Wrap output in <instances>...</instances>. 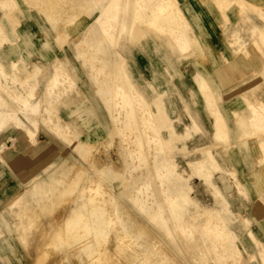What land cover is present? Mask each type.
<instances>
[{
	"label": "rangeland",
	"instance_id": "obj_1",
	"mask_svg": "<svg viewBox=\"0 0 264 264\" xmlns=\"http://www.w3.org/2000/svg\"><path fill=\"white\" fill-rule=\"evenodd\" d=\"M2 1H4V2H2ZM6 1H8V2H6ZM36 1L39 3L38 5H37ZM67 1L68 0H35V3H33L34 0H32V1L31 0L30 1L29 0H26V1H24V0H12V1L1 0L0 4H2V5H0V35H1L0 36V41H1V43H0V61L5 64L4 68L7 71L6 75L8 77L6 76L3 78L4 84H5L4 86L6 87L5 88L6 94H4L5 93L4 90H0V93L7 100H9L11 103H13L15 100L13 101V99L11 100L9 98L10 96H7V95H9V94H7V91H8V93L10 91L11 94L15 95V93L17 91H19V93L23 92V91L26 92L29 90V87L31 88V86H32L35 89L34 92H36V96H40L41 100H43L41 102L44 104H47L48 102H46L47 99L45 97V88H44L46 86V79L51 74L53 68H55V66L58 64L59 67H57L58 68L57 72H55V71H53V72L58 73V71H61L62 69L66 70L65 78L69 79V81L71 82V85L67 90L60 89V88H56L53 90L54 91L53 93H59L60 91H66L67 94L64 97H60L59 99H57L54 102L48 103V107H50L49 109L52 110V111L50 110V115L52 117H55L54 118L55 120L57 118L58 123H61V124L63 123L62 122L63 118H65L64 120H66V117H68V122L71 124V117L73 116V114H76V117L78 115H79V117H81V115H83V117H85V116H87L88 112H90V115H93V112L95 111L94 103H89V104H87V103H76L73 114H72L73 110L71 108V103H67L71 97V94H72L71 90L75 84L73 72H72V70L74 69L75 66L73 65V63L71 61H69L71 54L74 52L76 57H78L84 63L85 66H88V65L92 66V69H93L92 74L93 75H91V77H92L94 84H96L98 96H99L100 100L103 102V103H101V105L105 109L106 118L108 121L107 124L108 125H109V123L111 124L110 127L108 126L110 131L105 132L101 128V129H99L100 131H98V130H97L98 132L96 131L97 134L95 135V137L93 136L94 138L92 137V139L89 138V141H88L87 136H84V133L87 130V127H86V125H84L82 123V119L79 120V122H77L76 127L74 128L76 131L75 135H73V130H72L71 125H67V129L65 131L66 135H64V136L62 135L64 137V139H66V140L63 139V141L65 142V144L69 143L67 145L70 148L69 149L70 151L73 149L77 153H79V158L77 156V159H75V161H74V165H73L74 168L71 167V162H72L71 158L67 159V163H66V158H64L63 162H61V161L58 162V171L57 172H55L54 174L52 173L48 177V179L40 178L37 181H35L33 184H31V186L28 188V190L25 194V196L32 197L30 202H25L26 200L23 201L24 198H22V199L18 198L17 200H19V203L18 202L9 203V204L7 203L4 206V208H2V210H8V214L7 215L0 214V225L2 228L1 230H3L4 227H6L7 225H12V228H15V229H17L18 232H21V235H17L13 240V243L17 245L16 253L13 252L12 250H10L9 252L6 250V252L3 253L5 258H6L5 264H92V261H94L96 258L98 261L100 258V261H99L100 263H98V261H97L98 264H116V263L117 264H143V263L144 264H159V263L160 264L161 263L162 264H228V263L234 264V262H235V264H264V259H263L264 258V252L262 253V250L264 249V243L261 242V240L256 239V237H254V235L251 232H250L251 233L250 236L253 235V237L252 236L251 237H252V239L254 238L253 240H255V246L257 248L258 257L254 254L248 253L246 250L243 249V247L238 245V242H239L238 241V234H237V232L234 231L233 228L234 227L239 228L240 229L239 232L241 233L243 230L248 229L250 227V225L252 224V221L250 220V218H244L242 220L241 218H239V216L237 214L234 213L233 210H232V213L229 214V217H223V220H224V222H226L228 228H230V231H231L230 233L232 234V240H234V241H232V247H230V248L232 250H236V248H239V250H241L240 251L241 252L240 259H237V260L234 259L235 261L234 260L230 261L229 258L227 257L228 256V253H227L228 250L226 248L224 249V247L227 246V244H226L227 241L229 239L231 240V238H230L231 235H230V233L227 234V232L224 233L221 230L222 227L220 228V230H218L216 238L212 236L213 240L216 239V242L214 244L215 246L212 244L213 242L210 241L211 235L207 234L208 231L204 228V225L206 223V215H207L205 210H206V208H210V207L212 209H216V210L218 209L219 210L220 207L222 205H224L223 198L221 196H223L225 200L227 199L229 185L233 184V182L231 183L227 180H229L230 178L232 180L237 179L236 172L231 171L232 173L231 172L228 173V171L226 170V168L224 166V162L219 160L220 169H215L211 172L210 182H208V181H206L204 176L198 175V174H196L197 171L190 169L188 164H186L187 160H189L190 158L199 157L201 155L202 149H208L209 148L213 153L216 154V156H218L219 158H222V156H220L222 154H220L221 152H220L219 148H215V147L212 148L213 146H206V145L205 146L203 145L202 147L196 146L195 147L196 149L194 150V152L191 153V151L188 150L187 141L190 140L195 134H197L201 131V129L195 123V121L191 117V115L188 114L190 123L188 125H186L187 127H190V129L187 130L188 134H187V132H185L186 126L184 128V132L178 133L174 128V125L172 123L173 122L172 118L169 117V115L165 109V105L163 104L164 103L163 96L165 93L160 92V94L155 97V99L151 102V103H154L152 105L155 106V109L154 110L151 109L150 103H148L145 100V98L140 93H138L136 91V89H134L130 80L128 78H126L125 73H124L125 58L122 56L121 52L118 49H116V50L112 49L116 45L118 46L120 44V39L122 37L128 36V37H130V39H132L133 36L135 37V35H136V31H135L136 30V23L140 21V19H141L140 17L142 16L143 19L141 20V22L142 21L144 22L145 18L146 19L148 18L149 21H146V22L149 25L160 26V24H161V26L159 28H157L158 26L157 27L155 26V31H157L158 33H163V36L165 35V37L170 32L171 33L176 32L175 36H174V40H176L175 43H177V45H175L176 46L175 52L176 53H183L186 43H185L183 49L178 48V46L180 44H178L176 38L178 37L177 33L179 34V31H181L183 29L185 30V22H184L183 18L178 19L179 11L177 10L176 5H174V6H172L173 4L163 5L164 0H147L149 3L146 0H143L142 1L143 4L142 3L140 4V6H142V5L143 6L138 7V10H137L133 4V0L130 3L128 1V3H126L125 11H122V13H121V17L123 14H124L123 16H126V18L122 17L124 20L122 30H124V29L125 30L122 31L123 34H121L120 37H118V36L114 37V35H113L112 37H114V38H112L111 35H107L104 31V28L99 26V24L95 21L96 20L95 18H96V15L98 14L99 8L101 7V5L106 0H100V1L99 0H84V1L83 0H69L68 2ZM85 2H87V4ZM146 2H147V6L148 5H150V6L146 7V4H145ZM151 2H152V4H150ZM5 3H6V5H5ZM170 3H174V1L172 0ZM50 5H52V6H50ZM94 5H95V7H94ZM169 5H170V7H169ZM6 6H7V8H6ZM38 6H41V7L38 8ZM151 6L155 7V8L153 9ZM164 6H166V7L164 8ZM171 6L174 8H172ZM48 7H50L51 9ZM76 7H78V8H76ZM3 8H6V9H3ZM75 8H76V10H75ZM157 8L160 10V12H164L166 14H168V11H169L170 17L169 18L165 17L164 19L162 17V19L158 18V22L154 21L150 16H151V12ZM30 9H35V10H30ZM95 9L97 10V13H94ZM135 9L137 10V12L140 13L141 16L139 15V13H137L135 11ZM48 10H49V12H48ZM81 11L82 12L84 11V12L82 13ZM133 11H135V13ZM148 11H151V12H148ZM171 11H172V13H171ZM45 13H47V14H45ZM49 13L50 14L52 13L51 14L52 19L49 16ZM173 13H175V14H173ZM53 14H54V16L57 17L56 19L53 16ZM69 14H70V16H69ZM171 14L173 17L171 16ZM85 15H87V16H85ZM147 15H148V17H147ZM90 16H94V18H93L94 22H92L91 25H87V23L85 24V26L83 27L84 32L82 34V38H81L80 42L87 44L86 40H87L88 34L90 31H92L94 38L101 37L100 45L98 44V46L95 47L96 53L97 54L100 53L102 55L104 53H106V54L109 53L110 56L113 57V58H110L108 60L101 58L102 59L101 60L97 56L96 59H97V61L100 62V64H99L100 68L98 66H94V64H91V62H89L87 60L86 56H87L89 48L85 44L84 45L86 46V48L88 50L82 46L83 44H81V47H83L84 49L80 47L79 43H76V45L74 47V51L72 53L68 54L71 51V48H68L70 46V43L68 41L71 39V36H72L71 26H69V25H72L73 22H77V21H80L83 19H87ZM136 16H137V18H136ZM8 17H10V18H8ZM122 18H120V21L122 20ZM173 18L175 19V21ZM53 19H55L56 21ZM137 19H139V20H137ZM49 20L54 21V23L50 22ZM171 20L173 22H170ZM132 21H134L135 24H132L133 23ZM165 21H167V22L169 21L168 24ZM128 22H129V24H128ZM179 22H181V23H179ZM5 23L7 25H5ZM172 23H174V24H172ZM131 24L134 26H132ZM169 24L175 30H173L172 28L170 29ZM175 24L177 25V27ZM58 25H60V26L58 27ZM61 25H63V26L61 27ZM172 25H174L175 27ZM183 25H184V27H183ZM168 26H169V28H167ZM1 28H3V29H1ZM69 28H70V30H68ZM97 28H99V29H97ZM177 28H180V29H177ZM167 29H169L171 31H169ZM176 29L179 31L177 32ZM80 30H81V28L76 27L75 35H73V36H75L77 38L79 36V34H81V32H82ZM184 30L181 32L185 33ZM29 31L31 33H29ZM101 31H102V33H101ZM162 31H164V32H162ZM173 31H175V32H173ZM171 33H170V35H171ZM26 34H27V36L32 35L34 37L43 36L46 39H53L54 36L55 37L57 36L55 43H57L60 48L62 47V49L60 51L61 53H59L60 56L58 57L56 55L50 59L42 60L45 57V55L40 53V51H36L38 58L36 57L35 61H33L31 63L28 62L27 58L29 55H25V53H24L25 51L22 48L25 46V44L22 43V41H21V39L23 41L25 40ZM84 37H85V39H84ZM185 37H186V35H185ZM108 39L111 41H109ZM2 40L4 42H2ZM168 40H169V38H168ZM255 47L259 51H261L263 46L262 45H255ZM66 48H68L67 51H65ZM85 49L87 51H84ZM113 51H114V55H113ZM244 53H245V55H247L246 52H244ZM78 54H81V57L78 56ZM24 55L26 57H23ZM68 56H69V58H68ZM117 59L121 60L120 63H122V60L124 59L123 63L120 64L119 60L117 61ZM11 60H13L15 62V66H14L15 69L9 68V64L7 62H9ZM94 63H95V61H94ZM111 63H113V64H111ZM107 67H110L112 70H114V77H113L114 80H112L113 81L112 86H114V88L116 87V85H121L125 91H128V92L134 91L136 93V94L134 93L135 97L131 103H134V107L137 105L136 106L137 111H136V107H135V111L137 113L139 110V113H137V114H140V115L137 116V114H136V117L134 118L135 119L134 123L138 124L139 128L141 129L143 139H145L144 140V150H142V152L140 150H138V151H140L139 154L135 153V150H134L135 148L139 149L138 143H135L136 142V141H134L135 139H133V138H132V140L130 139L131 138L130 136L133 137L134 135H132V134H134V133H132L131 130L120 131V129L118 128L119 125L117 124V123L120 124V122L119 121L116 122L112 118L113 111L111 109V107H112L111 104L113 105L114 101L112 100L113 93L112 92L110 93L109 90L111 89L110 91H113L114 88H111L112 86L108 87L106 85V81H105L104 76L106 74L105 70ZM97 68H99V69H97ZM33 69H35V70H33ZM94 69L96 70V73L94 72ZM121 69H123V70H121ZM97 71H98V74H97ZM55 73H53V74H55ZM101 73H103V74H101ZM100 74H101V76H100ZM196 74L199 75L200 79L202 77L200 76L199 73L195 72L194 79H195V82L197 84V90L199 91V93L203 94L206 91V89H204V88H207L208 90L203 95L207 94L206 96L211 97L209 95L210 94L209 93V87L205 84H201L199 82L200 79L198 78V80H197ZM25 79H27V80H25ZM32 79H34V80H32ZM96 79H98V81ZM102 79H104V80H102ZM11 80L12 81L15 80L17 82L20 81L19 84L21 87H18V89L11 88V90H9L10 89L9 86L12 84ZM126 80L129 83H126ZM102 81L104 82V84L102 83ZM96 82H98V83H96ZM98 85H100V86H98ZM201 89H203L204 91L202 90L203 91L202 92ZM12 91H14V92H12ZM100 91L102 93H100ZM254 91H256L257 94L261 95V93H258V88L255 89ZM107 92H109V93H107ZM76 95L79 96V94L77 93V88H76ZM158 96H159V98H158ZM193 96H194V94H193ZM206 96H203V98L206 100L205 102L210 105L209 110L211 109V111L213 113L211 111L209 113L211 114L212 118L215 119V115H214L215 111H214V108L212 109V104L214 105V103H213L214 100L213 99L211 100V98L206 97ZM108 98H110V99L108 100ZM208 98L211 101H209ZM138 99H139L140 103L138 102ZM107 100L110 101L111 103H109ZM134 100H136V101H134ZM16 103H17L16 101H15V103H13V104H15L14 108H16L15 110H16L17 114L22 119H24L20 110H18V105H16ZM51 103H53V104H51ZM254 103H256V106H254L252 104L253 106L251 105V108L252 107L257 108L258 106H264L261 99H260V101H258V99H256V101ZM141 105H142V107H141ZM139 107L142 109H140ZM146 108H148V109L145 110ZM108 109H109V111H108ZM252 111H253V108H252ZM145 112H147V113L145 114ZM149 114L151 117L153 116L152 118L150 117L151 119L149 118ZM36 115L39 117V114H36ZM55 115H57L58 117ZM143 117H144V119L147 118L148 121L144 120ZM140 119H142L143 122H140L141 121ZM163 119H164V121H163ZM214 119H213V125H214ZM60 120H62V121H60ZM124 120H126V118ZM124 120L121 122L125 123ZM150 121H151V123H150ZM154 121L156 123H154ZM66 123L67 122H65L63 124L66 125ZM46 124L47 123L46 122L44 123L43 120H41L39 125L37 124L38 126L36 129V136H37L38 131L40 130V127H46L50 131H53V127H51V124L48 123L47 124L48 126ZM146 124L147 125L149 124V125L147 126ZM160 124H161V126H160ZM157 125H158V127H157ZM100 126H102V125H100ZM152 126H154V127H152ZM249 127H251V129H252L251 130L252 133H250V135H249L250 137H252L251 140L254 141L258 147L262 148L264 146V138H263V136H264V117L260 116V118H256V116L254 115L252 123L249 124ZM148 128H150V129H148ZM152 129H153V131H152ZM156 129H159L158 133L154 132V130H156ZM169 129H171V130H169ZM145 130H147V131H145ZM15 131H18V130L17 129H8V130L2 132L0 134V136L4 133L9 134V133L15 132ZM148 131H149V133H148ZM173 131L176 132L175 133L176 136L172 134ZM189 132L191 133V135ZM144 133L148 134V135H145ZM169 134H171V135H169ZM213 134H214L213 135L214 140L217 141L220 146H222L225 140H221V139H223V136L217 135L214 132V126H213ZM82 135L85 138H81V139L79 138L80 140L77 141L78 137L79 136L81 137ZM151 135H153V136L155 135V136L152 137ZM188 135H189V137H188ZM9 136H11V134ZM253 136L255 138H253ZM67 139H71V141L69 140L70 141L69 142ZM159 139H161V140H159ZM217 139L218 140L220 139V141H218ZM146 141H148V142H146ZM133 142L135 145L132 144ZM29 143H32V142H29ZM33 143H35V142H33ZM160 143H162V144L168 143V144H170V146L167 144V146H166L167 148H166L164 146L166 144H163V146H162ZM129 146H131V147H129ZM168 146L170 149L168 148ZM151 147H152V149H151ZM66 148L67 147L65 145V149ZM3 149H4V144L0 143V150L2 151ZM125 151L129 156L126 155ZM159 151H160V154H162V151H163L162 156L164 155L163 156L164 159H167L168 162H169V159L172 161L171 162L172 165L169 162L170 167H172L174 164V167L178 172H180L182 175L188 177V184H189V187L191 188L189 190V195L196 202V205H194V204L186 205L182 210V214H183L184 220L189 225H192L191 229H192V233L194 234L191 237L192 239L189 237V235H190L189 232H188L189 235L187 236L186 233H183L182 231L177 229V224L179 223V218L177 216L178 210H176L173 207L172 203L170 205V203H169L170 200L168 199L169 191H167V190H169L168 187H170V185L167 183V181L164 178L162 179L161 175L159 176L160 172H159L158 168H156V169L154 168V167H158V165L155 164L156 159H157L155 156L156 155L155 153H159ZM67 152L68 151L65 150V154ZM132 152L136 155H134ZM199 152H200V154H199ZM180 153H183L186 156L189 155V157L185 161L186 163H184L183 155ZM142 154H144L145 158L143 157ZM131 155L134 157V159H133V157H131ZM150 155H152V156L150 157ZM129 157L132 159H130ZM139 159H140V161H139ZM131 160H133L135 162H133V164H132ZM261 161L262 162L264 161L263 156L261 158ZM147 168H148V170H147ZM127 169H129L130 173L128 172ZM130 170H134V171H130ZM190 171H192L191 175H190ZM131 172L134 174H132ZM157 172H158V174H157ZM57 173H59V174H57ZM197 173H199V171ZM61 174H63V175H61ZM144 174H146V175H144ZM136 175H137V177H136ZM132 176H134V177H132ZM145 178H147V179L145 180ZM214 178H219L218 184H216L214 182ZM195 179L199 184H201L203 186V189H200L199 184L197 182H195ZM127 180L130 182V184H128ZM151 180H153V181H151ZM98 181H100L99 183H100L101 187L99 186ZM169 181H170L171 185L174 183V180L171 181L169 179ZM138 185H139V187H138ZM212 186L216 187L218 189V192L221 195L219 193L216 194L213 191ZM98 187H99V189H98ZM137 187H138V189H137ZM102 188H104V191H108V192L113 191L112 194L114 193L113 196H114L115 200L114 199L111 200L108 197L107 193H102V194L96 193L97 190L102 191L103 190ZM152 188H154V189H152ZM135 190L136 191L139 190V193H137ZM154 190H155V192H154ZM241 190L242 189L239 188V191H241ZM104 191H102V192H104ZM150 191L153 192V194ZM204 191H206L208 193V197H209V199H207L209 201L208 203L206 202V199L203 196ZM136 193H137V197L135 195ZM148 193H149V195H148ZM89 194H90V196H89ZM106 194H107V196H106ZM138 194L140 197L138 196ZM98 195L100 198L98 197ZM104 195H105V197L103 200ZM243 195H245V194H243ZM22 196H23V194L20 195V197H22ZM141 196H143V197H141ZM94 197L96 198V200L94 199ZM98 198H99V200L101 199L99 202L97 200ZM164 199H165V201H164ZM91 200H93V201H91ZM153 200H154V202H153ZM156 200L158 202L159 201L160 202L155 204ZM114 201H115V203H114ZM167 201H169V202L167 203ZM221 202H223V203H221ZM99 203L101 204V207L105 205L104 207L107 206V208H104V211H100V212L99 211H93V210L99 209V207H100L98 205ZM116 203H117V206H120V208H121L120 210L122 212L120 211V213L121 214L123 213L122 216L121 215L117 216V214H114V212L112 211L113 210L112 208L114 206H116ZM92 204H94L96 206H93ZM166 204H168V206H166ZM156 205H158V206L162 205V207H161L163 210L162 216L166 217V219H167L166 223L168 224L173 235L175 236L174 237V239L176 240L175 242L172 240H169L168 237H166V235H167L166 232L163 229L161 230V227L158 226L160 223L159 222L160 219L155 217L156 215L153 214L154 212L153 213L150 212V210H152L154 207L157 208ZM111 206H112V208H111ZM1 207H3V205H1ZM230 208H231V206H230ZM185 209H186V211H185ZM75 210H82V214L79 215V217H75L76 216ZM170 210H172V211L174 210V212H172V211L170 212ZM90 212L94 213L95 217L99 218V219L95 218L93 220H95V221L103 220L106 222V224H108V226L110 224V226L108 227L110 235L108 234L106 242H100V243L97 242L96 243L95 236H94V228H92L90 230V233L87 234L86 240L91 239L90 240L91 243H93V245L96 247V250H97V252L95 250V253L97 255H95V253H94L91 257H89V255L87 256L84 253H82L80 251L79 245L76 243L77 240L75 239V235L76 236L79 235L78 234L79 232H81L82 234H85L86 232L85 231L83 232L84 229L81 226H80V228H74L71 230L66 229V224L69 220L74 221V219H75L76 221H79L82 224L85 223V221H87V220H89V222H92L91 221L92 217H91ZM169 212H170V214H168ZM198 215H199V217H198ZM173 216H174V219H176V220L173 219ZM103 217H104V219H103ZM152 218H154V219H152ZM232 220H233V222H232ZM175 221H177V222H175ZM61 223H62L63 227H62ZM245 223L246 224L248 223V225L246 226ZM123 225H125L126 227H124ZM197 225L199 227H197ZM127 227H129L128 230H127ZM159 227H160V229H159ZM172 227L174 229H171ZM59 229H61V230H59ZM1 230H0V259H2V249L8 240L5 232H1ZM113 230L114 231L116 230L115 231L116 233ZM77 231H79V232L77 233ZM126 231H127V233H126ZM119 232H120V234H119ZM133 232L135 233V235L139 236L138 237V238H140V240L138 241L139 243L141 242V243L146 244V243H149L151 241L150 243L152 246L151 245H150L151 247L142 246L141 243L139 244L138 242H137L138 245L135 244L134 243L135 238L133 237L135 235ZM115 234H117V235L115 236ZM129 234H130V236H128ZM206 235H208V236H206ZM221 235H223V236H221ZM221 239H223V240H221ZM124 241H125V243L123 244ZM120 242L122 245L120 244ZM219 242H220V244H219ZM51 243H53V244H51ZM208 243H209V246L211 245V247L208 246ZM139 245H140V247H139ZM159 246H160V248H159ZM71 247H73V248H71ZM134 247H135L136 251H135ZM222 249H224V250H222ZM158 250L159 251L164 250V251L163 252L161 251V253H159ZM204 251L208 255V258H207V255H205ZM211 252L214 253V255ZM158 254H159V256H160V254H164V257H163V255H161L159 257L160 258L159 261H158V256H157ZM224 254L226 255V257ZM261 254H263V255L261 256ZM16 255H18L19 257H16ZM221 255H223V256H221ZM247 256L250 258L248 259ZM253 256H254V258H252ZM150 257H151V259H150ZM162 257H163L164 261H161ZM168 257H169V259H168ZM221 257H223V258H221ZM156 258L158 261L157 263H155ZM217 259H219V260H217ZM95 264H96V262H95Z\"/></svg>",
	"mask_w": 264,
	"mask_h": 264
},
{
	"label": "crops",
	"instance_id": "obj_2",
	"mask_svg": "<svg viewBox=\"0 0 264 264\" xmlns=\"http://www.w3.org/2000/svg\"><path fill=\"white\" fill-rule=\"evenodd\" d=\"M128 1L130 3L132 0H120V4H126ZM174 3L185 22L187 41L183 53L175 52L176 43H173L175 33H171L173 37L168 33L165 37L162 33L155 31L157 25L140 21L136 23L135 37L133 36L132 39L128 36L122 37L120 44L114 49H118L125 58L126 78L150 103L151 109H155L152 105L154 103H151L155 97L160 92L165 93L163 104L177 132H184L185 126L190 123L188 114L194 119L201 131L187 141L188 150L193 153L196 146L203 145L219 148L222 154L219 155L223 159L214 153L216 160L224 162L228 173L236 172L237 179L227 180L233 182L229 185L227 201L239 218L242 220L250 218L252 224L241 233L239 228L233 229L238 234V245L258 257L257 248L249 232L264 243V161H261L260 147L249 136L252 133L249 124L254 118L251 105L256 104L254 103L256 99L258 101L261 99L264 104V0H175ZM94 13H97L96 9ZM93 18L94 16H90L72 23V36L68 41L70 43L68 48H71V51L68 54L74 51L76 43L83 44L84 47L88 45L87 60L94 66H99L97 56L106 60L111 58L108 52L103 55L96 53L95 47L100 44L101 37L94 38L93 32L90 31L87 45L80 43L84 32L83 27L86 23L91 25ZM76 27L81 28L80 31H82L77 38L73 36ZM56 39L57 36L46 39L43 36L34 37L26 34L25 40L21 39V41L25 44L22 47L25 55H29L28 62L31 63L36 57L38 58L36 51L45 55L42 60L56 55L59 57L62 47L55 43ZM256 43L263 46L261 51L255 47ZM25 55L23 57H26ZM69 61L75 66L72 70L75 84L67 102L71 103L72 114L76 103H94L95 111L93 115L88 112L85 117L83 115L76 117V114H73L71 124L68 122V117L60 121L71 125L75 135L74 128L82 119V123L87 127L84 136H87L89 141V138L95 137L101 128L105 132L110 131L111 124H107L105 109L101 105L103 102L98 96L96 84L90 75L93 72L92 66H85L74 52ZM105 71L106 85L112 86L114 70L107 67ZM94 72L96 73L95 69ZM195 72L200 74L209 87L211 99L214 100L215 108L217 107L216 110L226 127L227 132H225L228 134H222L225 140L222 146L213 138V118L208 113L210 105L197 90L194 80ZM76 88L79 96L76 95ZM257 88L261 95L257 94V90L254 91ZM84 136H79L77 141L85 138ZM0 143L4 144V149L0 150V214L2 215L8 214V210H2L7 203H19L18 198H24L23 201L30 202L32 197L25 196L28 188L38 179H48L52 173L57 172L59 161L63 162L66 158L67 163V159L71 158V167L74 168V161L77 156L79 158V153L73 149L70 151L68 145L46 127H40L35 143H27L19 131L2 134ZM65 145L68 149H65ZM65 150L68 151L66 154ZM180 154L183 155L184 163H186L189 155ZM195 182H197L196 179ZM214 182L218 184L219 178H214ZM199 187L203 189L201 184ZM239 188L242 190L239 191ZM22 194L23 196L20 197ZM203 196L208 203L209 197L206 191L203 192ZM75 213V217H79V213ZM69 221L66 229L80 228V223L75 219L76 227H71ZM1 232H5L8 239L0 259V264H5L6 258L3 253L6 250L16 253L17 245L13 243V240L17 235H21V232L12 228V225H7ZM80 233L75 236L79 246L80 242L77 238ZM93 247L95 249L94 245ZM94 251L89 252V255L92 256ZM16 257L19 256L16 255Z\"/></svg>",
	"mask_w": 264,
	"mask_h": 264
},
{
	"label": "bare ground",
	"instance_id": "obj_3",
	"mask_svg": "<svg viewBox=\"0 0 264 264\" xmlns=\"http://www.w3.org/2000/svg\"><path fill=\"white\" fill-rule=\"evenodd\" d=\"M10 1H12V0H10ZM24 1H26V0H24ZM30 1V0H29ZM32 1V0H31ZM69 1V0H68ZM67 1V2H68ZM84 1V0H83ZM100 1V0H99ZM142 1L143 0H133V4H134V6H135V8L138 10V7H142V6H140V4L142 3ZM147 1V0H146ZM172 1V0H171ZM170 0H164L163 2H164V4L163 5H166V4H173L172 6H174L175 5V3H170L171 2ZM175 1V0H174ZM227 1H229V0H227ZM0 2H1V0H0ZM2 2H4V1H2ZM6 2H8V1H6ZM37 2V1H36ZM148 2V1H147ZM147 2L145 3L146 4V7H148V6H150V5H148L147 6ZM160 2V1H159ZM219 2V1H218ZM221 2V1H220ZM244 2V1H243ZM243 2H241V3H243ZM33 3H35V0H34V2ZM43 3V2H42ZM51 3V2H50ZM82 3V2H81ZM84 3V2H83ZM86 4H87V2H85ZM89 3V2H88ZM121 2H120V0H106L102 5H101V7L99 8V11H98V14L96 15V22L99 24V26H101L102 28H104V31H105V33L107 34V35H111V37L114 35V37L116 36H118V37H120V35L121 34H123L122 33V31H124V30H122L123 28V23H124V20H123V18L122 17H125L126 18V16H123L122 15V17H121V13H122V11H125V7H126V4H120ZM149 3V2H148ZM235 3V2H234ZM245 3V2H244ZM243 3V4H244ZM12 4V3H11ZM39 3L37 2V5H38ZM44 4V3H43ZM92 4V3H91ZM143 4V3H142ZM150 4H152V2L150 3ZM237 4V3H236ZM0 5H2V4H0ZM5 5H6V3H5ZM34 5V4H33ZM49 5V4H48ZM70 5V4H69ZM68 5V6H69ZM160 5V4H159ZM218 5H220V4H218ZM239 5V4H238ZM8 6V5H7ZM7 6H6V8H7ZM42 6V5H41ZM41 6H38V8L39 7H41ZM44 6V5H43ZM50 6H52V5H50ZM55 6V5H54ZM91 6V5H90ZM133 6V7H134ZM158 6V5H157ZM171 6V7H172ZM5 7V6H4ZM45 7V6H44ZM66 7V6H65ZM70 7V6H69ZM68 7V8H69ZM72 7V6H71ZM74 7V6H73ZM94 7H95V5H94ZM145 7V6H144ZM145 7V8H146ZM152 7V6H151ZM150 7V8H151ZM160 7V6H159ZM166 6H164V8H165ZM169 7H170V5H169ZM220 7H221V5H220ZM239 7V6H238ZM6 8H3V9H6ZM48 8H50V7H48ZM76 8H78V7H76ZM76 8H75V10H76ZM153 9L155 8V7H152ZM163 8V9H164ZM172 8H174V7H172ZM224 8V7H223ZM51 9V8H50ZM135 9V11L137 12V10ZM152 9V10H153ZM171 9V8H170ZM225 9V8H224ZM59 10V9H58ZM79 10V9H78ZM147 10V9H146ZM150 10V9H149ZM151 10V11H152ZM166 10V9H165ZM178 10V9H177ZM176 10V11H177ZM87 11V10H86ZM135 11H133L134 13H135ZM143 11V10H142ZM151 11H148V12H151ZM175 11V10H174ZM179 11V10H178ZM239 11H241V10H239ZM245 11V10H244ZM4 12V11H3ZM8 12V11H7ZM48 12H49V10H48ZM51 12V11H50ZM78 12V11H77ZM82 12V11H81ZM84 12V11H83ZM82 12V13H83ZM53 13V12H52ZM51 13V14H52ZM81 13V14H82ZM87 13V12H86ZM137 13H139V12H137ZM171 13H172V11H171ZM178 13V12H177ZM176 13V14H177ZM45 14H47V13H45ZM51 14L49 13V16L51 17V19H52V16H51ZM60 14V13H59ZM173 14H175V13H173ZM179 14V17H178V19H182L183 17H182V15H180L181 13L179 12L178 13ZM61 15V14H60ZM139 15H140V13H139ZM46 16V15H45ZM48 16V15H47ZM53 16H54V14H53ZM69 16H70V14H69ZM72 16V15H71ZM85 16H87V15H85ZM133 16V15H132ZM141 16V15H140ZM171 16H172V14H171ZM55 17V19L57 18L56 16H54ZM73 17V16H72ZM135 17V16H134ZM133 17V18H134ZM147 17H148V15H147ZM154 21H156V22H158V18H160V19H162V17H163V19L165 18V17H167V18H169L170 16H169V11H168V14H166V13H164V12H160V10L157 8V9H155V10H153L152 12H151V16H150ZM173 17V16H172ZM175 17V16H174ZM8 18H10V17H8ZM48 18V17H47ZM76 18V17H75ZM120 18H122V20L120 21ZM124 18V19H125ZM136 18H137V16H136ZM141 19H140V22H141V20L143 19V17L141 16L140 17ZM55 19H53V20H55ZM159 19V20H160ZM174 19V18H173ZM177 19V18H176ZM70 20V19H69ZM134 20V19H133ZM136 20V19H135ZM137 20H139V19H137ZM167 20V19H166ZM50 22H52V23H54V21H52V20H49ZM56 21V20H55ZM146 21H149L148 20V18L146 19L145 18V21L144 22H146ZM153 21V22H154ZM174 21H175V19H174ZM71 22V21H70ZM92 22H94V21H92ZM133 23L132 24H135L134 23V21H132ZM143 22V21H142ZM151 22V21H150ZM165 22H167V21H165ZM169 22V21H168ZM168 22H167V24H168ZM170 22H173L172 20L170 21ZM126 23V22H125ZM152 23V22H151ZM164 23V22H163ZM179 23H181V22H179ZM56 24V23H55ZM101 24V25H100ZM128 24H129V22H128ZM131 24V25H132ZM143 24V23H142ZM153 24V23H152ZM157 24V23H156ZM166 24V25H167ZM172 24H174V23H172ZM177 24V23H176ZM175 24V25H176ZM183 24V23H182ZM4 25V24H3ZM116 25V26H115ZM170 25V24H169ZM69 26H71V25H69ZM115 26V27H114ZM132 26H134V25H132ZM131 26V27H132ZM158 26V25H157ZM160 26H161V24H160ZM160 26H158V28L160 27ZM172 26H174V25H172ZM117 27V28H116ZM121 27V28H120ZM175 27V26H174ZM176 27H177V25H176ZM183 27H184V25H183ZM133 28V27H132ZM167 28H169V26L167 27ZM172 27H171V25H170V29H171ZM1 29H3V28H1ZM97 29H99V28H97ZM162 29V28H161ZM173 29V28H172ZM177 29H180V28H177ZM176 29V30H177ZM68 30H70V28L68 29ZM132 30V29H131ZM157 30V29H156ZM167 30H169V29H167ZM173 30H175V29H173ZM184 30V29H183ZM183 30H181V31H183ZM2 31V30H1ZM159 31V30H158ZM169 31H171V30H169ZM168 31V32H169ZM179 30H177V32H178ZM181 31H179V34L177 33V35H178V37L176 38L177 39V42H178V44H180L179 46H178V48H184V45H185V43H186V37H185V33L184 32H181ZM185 31V30H184ZM87 32V31H86ZM162 32H164V31H162ZM166 32V31H165ZM173 32H175V31H173ZM181 32V33H180ZM233 32V31H232ZM235 32V31H234ZM101 33H102V31H101ZM171 33V32H170ZM169 33V34H170ZM176 33V32H175ZM69 34V33H68ZM163 34V33H162ZM174 34V33H173ZM237 34V33H236ZM4 35V34H3ZM6 35V34H5ZM129 35V34H128ZM167 35V34H166ZM231 35V34H230ZM262 35V34H261ZM1 36V35H0ZM103 36V35H102ZM172 36V35H171ZM175 36V35H174ZM241 36V35H240ZM3 37V36H2ZM65 37V36H64ZM105 37V36H104ZM108 37V36H107ZM114 37H112V38H114ZM173 37V36H172ZM231 37V36H230ZM239 37V36H238ZM89 38V37H88ZM7 39V38H6ZM84 39H85V37H84ZM106 39V38H105ZM110 39V38H109ZM108 39V40H109ZM232 39V38H231ZM8 41V40H7ZM87 41V40H86ZM109 41H111V40H109ZM176 41V40H175ZM2 42H4L3 40H2ZM85 42V41H84ZM262 42V41H261ZM0 43H1V41H0ZM81 43V42H80ZM111 43V42H110ZM173 43H175V42H173ZM245 43V42H244ZM263 43V42H262ZM106 44V43H105ZM253 44V43H252ZM264 44V43H263ZM79 45V44H78ZM87 45V44H86ZM100 45V44H99ZM112 45V44H111ZM176 45H177V43H176ZM256 45H257V43H256ZM88 46V45H87ZM91 46V45H90ZM89 46V47H90ZM80 47H81V44H80ZM84 47V46H83ZM83 47H81V48H83ZM100 47V46H99ZM113 47V46H112ZM111 47V48H112ZM78 48V47H77ZM86 48V47H85ZM84 49V48H83ZM87 49V48H86ZM84 50V51H87V50ZM112 49H114V47L112 48ZM186 49V48H185ZM114 50H116V49H114ZM78 53V52H77ZM82 53V52H81ZM117 53V52H116ZM113 55H114V51H113ZM78 56H80L81 57V54H78ZM117 57V56H116ZM120 57V56H119ZM111 58H113V57H111ZM123 58V57H122ZM120 59V58H119ZM119 59H117V61L119 60ZM124 60V59H123ZM123 60H122V63H123ZM86 62V61H85ZM99 62V61H98ZM121 62V60H119V63ZM88 63V62H87ZM122 63H120V64H122ZM9 67H10V69H13L14 68V66H15V62L13 61V60H11V61H9ZM111 64H113V63H111ZM121 66V65H120ZM119 66V67H120ZM57 67H59V65L57 64L56 66H55V68H53V70H52V72H51V74H50V77L47 79V81H46V86L44 87L45 88V97H46V102H54V101H56L57 99H59L60 97H64L66 94H67V92L66 91H60L59 93H53L54 91V89H56V88H60V89H64V90H67L69 87H70V85H71V82L69 81V79L68 78H65V73H66V70H64V69H62L61 71H58V73H55V72H57V70H58V68ZM99 67V66H98ZM100 68V67H99ZM99 68H97V69H99ZM113 68V67H112ZM15 69V68H14ZM33 70H35V69H33ZM101 70V69H100ZM121 70H123V69H121ZM53 71H55V72H53ZM37 72V71H36ZM102 72V71H101ZM6 73H7V71L5 70V68H4V63H2L1 61H0V90H4L5 91V93L4 94H6V90H5V84H4V80H3V78L4 77H6L7 75H6ZM9 73V72H8ZM53 73H55V74H53ZM13 74V73H12ZM53 74V75H52ZM97 74H98V71H97ZM101 74H103V73H101ZM90 75H93L92 73L90 74ZM197 75V74H196ZM31 76V75H30ZM8 77V76H7ZM98 78V77H97ZM196 78H197V80H198V78L200 79V77H199V75H197L196 76ZM9 79V78H8ZM11 79V78H10ZM14 79V78H13ZM24 79V78H23ZM99 79V78H98ZM98 79H96L97 81H98ZM126 79V78H125ZM25 80H27V79H25ZM32 80H34V79H32ZM102 80H104V79H102ZM112 80H114L113 78H112ZM195 80V79H194ZM7 81V80H6ZM12 81V80H11ZM36 82V81H35ZM107 82V81H106ZM199 82L201 83V84H205V85H207L206 84V82L204 81V79H200L199 80ZM12 84L9 86V90H11V88H16V89H18V87H21L20 86V81L19 82H17V81H12L11 82ZM96 83H98V82H96ZM102 83L104 84V82L102 81ZM101 83V84H102ZM112 83H113V81H112ZM115 83V82H114ZM126 83H129L127 80H126ZM22 84V83H21ZM114 85V84H113ZM98 86H100V85H98ZM105 86V85H104ZM23 87V86H22ZM109 87V86H108ZM26 88V87H25ZM111 88H114V86H112ZM202 88V87H201ZM204 88V87H203ZM22 89V88H21ZM24 89V88H23ZM28 89V88H27ZM59 89V90H60ZM101 89V88H100ZM108 89V88H107ZM129 89V88H128ZM127 89V90H128ZM131 89V88H130ZM204 89H206V91L208 90L207 88H204ZM34 87H32L31 86V88L29 87V90L28 91H26V92H20L19 93V91H17L16 93H15V95H13V94H11L10 93V91H9V93H8V91H7V94H9V95H7V96H10L9 98L12 100L13 99V101L15 100L17 103H16V105H18V110H20V112L22 113V115H23V117H25V120L28 122V124L26 123V121L24 120V119H22L18 114H17V112H16V108H14L15 106V104H13V103H15V101L13 102V103H11L9 100H7L1 93H0V134L2 133V132H4V131H6V130H8V129H17L19 132H21L22 133V135L24 136V138L26 139V141H27V143H29V142H35L36 141V129H37V126L39 125V123L41 122V120H43L44 121V123L46 122L47 124L49 123V124H51V127H53V132L58 136V137H60L62 140L64 139V135H66V133H65V131H66V129H67V125H64V124H61V123H58V120H57V118H56V120L54 119L55 117H52L51 115H50V110L51 109H49L50 107H48V103L47 104H44V103H42L41 101H43V100H41V98H40V96H36V92H34ZM102 90V89H101ZM111 90V89H110ZM109 90V92L111 93H113V97H112V100L114 101V104L112 105L111 104V109H112V111H113V114H112V118L114 119V121H119L120 122V124L119 123H117L118 125H119V129H120V131H123V130H131L132 131V133H134V134H132V135H134L133 137L132 136H130L131 138V140H132V138L133 139H135L134 141H136L135 143H138V147H139V149L138 148H135L134 150H135V153H138L139 154V152L141 151L142 152V150H144V140L145 139H143V136H142V132H141V129L139 128V126H138V124L136 123H134V121H135V117H136V114L137 113H139V110H138V112L136 113V111H137V105L135 106L136 107V111H135V107H134V103H131L132 101H133V99H134V91H125L124 90V88L121 86V85H116V87L114 88V92L113 91H110ZM203 89H201V91H202ZM107 91V90H106ZM204 91V90H203ZM202 91V92H203ZM206 91L204 92V93H206ZM12 92H14V91H12ZM109 92H107V93H109ZM100 93H102L101 91H100ZM203 93V94H204ZM136 94V93H135ZM202 94V96H206V95H203ZM209 94V93H208ZM211 94V93H210ZM209 94V95H210ZM102 95V94H101ZM139 97V96H138ZM206 97H209V96H206ZM158 98H159V96H158ZM209 98H212V97H209ZM208 98V99H209ZM110 98H108V100H109ZM137 99V98H136ZM107 100V101H108ZM116 100V101H115ZM212 100V99H211ZM134 101H136V100H134ZM206 101V100H205ZM209 101H210V99H209ZM45 102V103H46ZM109 103H111L110 101H108ZM138 102H139V99H138ZM56 103V102H55ZM54 103V104H55ZM140 103V102H139ZM138 103V104H139ZM210 103V102H209ZM213 103H214V101H213ZM51 104H53V103H51ZM149 105V104H148ZM106 106V105H105ZM110 106V105H109ZM214 106V107H213ZM253 106V105H252ZM254 106H256V104L254 105ZM258 106V105H257ZM141 107H142V105H141ZM209 107V106H208ZM250 107V106H249ZM140 108V107H139ZM149 108V107H148ZM148 108H146L145 110H147ZM210 108V107H209ZM214 108V111H215V119H214V132L217 134V135H222L223 133H225V134H228V133H226L227 132V130L225 129L226 127H225V125H224V123H223V119H221V116L219 115V112L216 110L217 109V107L215 108V103H214V105L212 104V109ZM253 108V114L256 116V118H260V116H263L264 117V106H258L257 108L256 107H252ZM251 108V109H252ZM110 109V108H109ZM109 109H108V111H109ZM140 109H142V108H140ZM52 111V110H51ZM149 111V110H148ZM211 111V109L209 110V112ZM111 112V111H110ZM109 112V113H110ZM208 112V113H209ZM212 112V111H211ZM147 112H145V114H146ZM150 113V112H149ZM213 113V112H212ZM36 114H39V117L36 115ZM151 114V113H150ZM150 114H149V118L151 117L150 116ZM153 114V113H152ZM138 115H140V114H137V116ZM254 115H253V117H254ZM55 116H57V115H55ZM58 117V116H57ZM153 117V116H152ZM151 117V118H152ZM252 117V118H253ZM126 118V120H124ZM141 118V117H140ZM150 118V119H151ZM162 118V117H161ZM143 119H144V117H143ZM154 119V118H153ZM125 121V123L123 122H121V121ZM141 121L140 122H143V120L142 119H140ZM144 120H147V118L146 119H144ZM158 120V119H157ZM156 120V121H157ZM167 120V119H166ZM148 121V120H147ZM162 121V120H161ZM163 121H164V119H163ZM169 121V120H168ZM113 122V121H112ZM153 122V121H152ZM158 122V121H157ZM167 122V121H166ZM225 122V121H224ZM150 123H151V121H150ZM154 123H156L155 121H154ZM159 123V122H158ZM157 123V124H158ZM164 123V122H163ZM168 123V122H167ZM173 123V122H172ZM252 123V122H251ZM38 124V125H37ZM46 124V125H47ZM144 124V123H143ZM147 125V124H146ZM149 125V124H148ZM147 125V126H148ZM156 125V124H155ZM154 125V126H155ZM159 125V124H158ZM158 125H157V127H158ZM48 126V125H47ZM154 126H152V127H154ZM160 126H161V124H160ZM164 126V125H163ZM162 126V127H163ZM151 127V126H150ZM117 128V129H118ZM156 128V127H155ZM52 129V128H51ZM148 129H150V128H148ZM190 129V127H187L186 126V128H185V132H187V130H189ZM159 129H156V130H154V132L155 133H158L159 131H158ZM169 130H171V129H169ZM119 131V132H120ZM130 131V132H131ZM145 131H147V130H145ZM152 131H153V129H152ZM226 131V132H225ZM153 132V133H154ZM199 132V131H198ZM148 133H149V131H148ZM175 131H173V135H175ZM179 133V132H178ZM190 133V132H189ZM68 134V133H67ZM145 134V133H144ZM187 134H188V132H187ZM63 135V136H62ZM145 135H148V134H145ZM169 135H171V134H169ZM190 135H191V133H190ZM194 135V134H193ZM214 135V134H213ZM152 137H154L153 135H151ZM176 136V135H175ZM226 136V135H225ZM157 137V136H156ZM188 137H189V135H188ZM219 137V136H218ZM159 138V137H158ZM174 138V137H173ZM177 138V137H176ZM227 138V137H226ZM128 139V138H127ZM129 139V140H130ZM147 139V138H146ZM152 139V138H151ZM150 139V140H151ZM163 139V138H162ZM182 139V138H181ZM221 139V138H220ZM220 139L218 140V141H220ZM64 140H66V139H64ZM68 141L70 140L71 141V139H67ZM130 140V141H131ZM159 140H161V139H159ZM169 140V139H168ZM174 140V139H173ZM221 140H223V139H221ZM69 141V142H70ZM153 141V140H152ZM167 141V140H166ZM165 141V142H166ZM172 141V140H171ZM177 141V140H176ZM180 141V140H179ZM126 142V141H125ZM146 142H148V141H146ZM150 142V141H149ZM155 142V141H154ZM153 142V143H154ZM163 142V141H162ZM178 142V141H177ZM67 143V142H66ZM158 143V142H157ZM67 144H69V143H67ZM132 144H134V142L132 143ZM162 146H163V144H166V143H160ZM168 144V143H167ZM167 144L166 145H164L165 147L167 146ZM135 145V144H134ZM147 145V144H146ZM157 145V144H156ZM155 145V146H156ZM169 146H170V144H168ZM174 145V144H173ZM132 146V145H131ZM131 146H129V147H131ZM137 146V145H136ZM161 146V147H162ZM169 146H168V148H169ZM182 147V146H181ZM167 148V147H166ZM126 149V148H125ZM133 149V148H132ZM151 149H152V147H151ZM158 149V148H157ZM170 149V148H169ZM127 150V149H126ZM129 150V149H128ZM138 150H140V151H138ZM146 150V149H145ZM260 150H261V154H262V156H263V159H264V146L262 147V148H260ZM130 151V150H129ZM155 151V150H154ZM123 152V151H122ZM165 152V151H164ZM125 153H126V151H125ZM133 153V152H132ZM134 154V153H133ZM137 154V155H138ZM156 155V162H155V164H157L158 165V167H154L155 169L156 168H158V170H159V176L161 175V177H162V179L164 178L166 181H167V183L170 185V187H168V189L169 190H167V191H169V196H168V199L170 200V202L169 201H167V203L169 202L170 203V205H171V203L173 204V207L176 209V210H178V213H177V216H178V218H179V223L177 224V229H179L180 231H182L183 233H186L187 234V236L189 235L188 234V232L190 233V235H189V237L191 238L192 237V235H194L193 233H192V225H189L185 220H184V217H183V214H182V210H183V208L186 206V205H188V204H194V205H196V202L191 198V196L189 195V190L191 189L190 187H189V184H188V177H186V176H184V175H182L180 172H178L176 169H175V167H174V164H173V166L172 167H170V165H169V162H170V164H171V160L169 159V162H168V160L167 159H164V155L162 156V154H163V151H162V154H160V151H159V153H155ZM199 154H200V152H199ZM126 155H128L127 153H126ZM134 155H136V154H134ZM141 155V154H140ZM139 155V156H140ZM143 155V157L145 158V156H144V154H142ZM154 155V154H153ZM129 156V155H128ZM152 155H150V157H151ZM131 157H133L132 155H131ZM130 158V157H129ZM130 159H132V158H130ZM133 159H134V157H133ZM136 160V159H135ZM145 160V159H144ZM132 161V164H133V162H135V161H133V160H131ZM139 161H140V159H139ZM187 164H188V166L190 167V169H192V170H195V171H199V173H197L196 172V174H198V175H202V176H204L205 177V179H206V181H208V182H210V175H211V172L213 171V170H215V169H220V165H219V162L216 160V158H215V156H214V153L208 148V149H202L201 150V155L199 156V157H195V158H190L189 160H187ZM156 165V166H157ZM172 165V164H171ZM134 166V165H133ZM132 168V167H131ZM130 168V169H131ZM128 170V172H129V169H127ZM142 170V169H141ZM147 170H148V168H147ZM130 171H134V170H130ZM138 171V170H137ZM191 172L192 171H190V175H191ZM130 173V172H129ZM132 173V172H131ZM138 173V172H137ZM185 173V172H184ZM230 173V172H229ZM232 173V172H231ZM234 173V172H233ZM132 174H134V173H132ZM149 174V173H148ZM157 174H158V172H157ZM194 174V173H193ZM144 175H146V174H144ZM186 175V174H185ZM189 175V176H190ZM135 176V175H134ZM134 176H132V177H134ZM150 176V175H149ZM234 176V175H233ZM136 177H137V175H136ZM139 177V176H138ZM151 177V176H150ZM192 177V176H191ZM147 178H145V180H146ZM169 179L171 180V181H173L174 180V183L171 185V183H170V181H169ZM100 180V179H99ZM129 180V179H128ZM127 180V181H128ZM135 180V179H134ZM139 180V179H138ZM154 180V179H153ZM153 180H151V181H153ZM160 180V179H159ZM235 180V179H234ZM95 181V180H94ZM101 181V180H100ZM100 181H98V184H99V186H100ZM150 181V182H151ZM164 181V180H163ZM165 181V182H166ZM190 181V180H189ZM126 182V181H125ZM134 182V181H133ZM137 182V181H136ZM135 182V183H136ZM149 182V181H148ZM147 183V182H146ZM207 183V182H206ZM126 184V183H125ZM128 184H130V182L128 181ZM208 184V183H207ZM211 184V183H210ZM102 185V184H101ZM124 185V184H123ZM160 185V184H159ZM213 185V184H212ZM101 187V186H100ZM138 187H139V185H138ZM138 187H137V189H138ZM160 187V186H159ZM240 187V186H239ZM110 188V187H109ZM212 188H213V191L217 194V193H219L218 192V189L216 188V187H214V186H212ZM98 189H99V187H98ZM103 190L102 191H104V188H102ZM150 189V188H149ZM152 189H154V188H152ZM157 189V188H156ZM142 190V189H141ZM151 190V189H150ZM101 190H97L96 191V193L97 194H102V193H107L108 194V197L111 199V200H113L114 199V196H113V194H112V192L113 191H111V192H108V191H104V192H102ZM136 191V190H135ZM143 191V190H142ZM160 191V190H159ZM165 191V190H164ZM166 191V192H167ZM39 192V191H38ZM37 192V193H38ZM137 193H139V190L138 191H136ZM141 192V191H140ZM148 192V191H147ZM151 192V191H150ZM154 192H155V190H154ZM161 192V191H160ZM137 193L135 194L136 195V197H137ZM152 194H153V192H151ZM96 194V195H97ZM107 194H106V196H107ZM151 194V195H152ZM165 194V193H164ZM220 194V193H219ZM134 195V196H135ZM148 195H149V193H148ZM150 195V196H151ZM221 195V194H220ZM89 196H90V194H89ZM93 196V195H92ZM138 196H139V194H138ZM153 196V195H152ZM165 196V195H164ZM98 197H99V195H98ZM104 197H105V195L103 196V200H104ZM140 197V196H139ZM141 197H143V196H141ZM222 198H223V202H224V205H222L221 207H220V209L218 210H216V209H212L211 207L210 208H206V210H205V212H206V223H205V225H204V228L208 231V233L207 234H210L211 235V237H210V241L211 242H213L212 244L214 245L215 244V242H216V239L215 240H213V237H215L216 238V235H217V232H218V230H220V228L222 227V231L224 232V233H226L227 232V234H229L231 231H230V228H228V226H227V224H226V222H224V220H223V217H229V214H231L232 213V208H230V205L228 204V202L224 199V197L223 196H221ZM100 198V197H99ZM99 198L97 199L98 200V202L101 200H99ZM94 199L96 200V198L94 197ZM107 199V198H106ZM109 199V200H110ZM136 199V198H135ZM155 199V198H154ZM102 200V201H103ZM115 200V199H114ZM91 201H93V200H91ZM108 201V200H107ZM163 201V200H162ZM164 201H165V199H164ZM153 202H154V200H153ZM160 202V201H159ZM157 200L155 201V204L156 203H159ZM223 202H221V203H223ZM111 203V202H110ZM114 203H115V201H114ZM88 204V203H87ZM135 204V203H134ZM93 206H96V205H94V204H92ZM100 207H101V204L99 203L98 204ZM107 205V204H106ZM164 205V204H163ZM105 206V205H104ZM104 206H102L101 208L99 207V209H96V210H93V211H104V208H107V206L106 207H104ZM157 206V208H155L154 206V208L152 209V210H150V212L151 213H153L154 215H156L155 217L156 218H158V219H160V223H159V225L158 226H160L161 227V230L163 229L165 232H166V237H168V239L169 240H172V241H176L175 239H174V235H173V233H172V231L170 230V228H169V226H168V224L166 223V221H167V219H166V217H164V216H162V213H163V210H162V205L161 206H158V205H156ZM165 206V205H164ZM166 206H168V204H166ZM109 207V206H108ZM111 208H112V206H111ZM110 208V209H111ZM113 210V212H114V214H117V216H122V214L120 213V206H117V203H116V206H114L113 208H112ZM187 209V208H186ZM186 209H185V211H186ZM143 211V210H142ZM149 211V210H148ZM172 210H170V212H171ZM188 211V210H187ZM75 212H78L79 213V215H81L82 214V210H75ZM86 212V211H85ZM122 212V211H121ZM149 212V213H150ZM170 212L168 213V214H170ZM172 212H174V210L172 211ZM90 214H91V217H92V222H89V220H87V221H85V223H81V222H79L80 223V226L83 228V229H85V234H80V236L77 238L78 239V242H80L79 244H80V251L82 252V253H85L87 256L89 255V252L90 253H92L93 252V250H96V247H95V249H94V247H93V243H91V239L90 240H86L87 239V234L88 233H90V230L92 229V228H94V236H95V240H96V243L98 242V243H100V242H106V240H107V236H108V234H109V229H108V227L110 226V224H109V226H108V224H106V222L105 221H103V220H97V221H95V220H93V218L95 219V218H97V219H99L98 217H95V214L94 213H92V212H90ZM94 215V216H93ZM109 215V214H108ZM152 215V214H151ZM124 216V215H123ZM153 216V215H152ZM193 216V215H192ZM105 217V216H104ZM104 217H103V219H104ZM154 217V216H153ZM189 217V216H188ZM197 217V216H196ZM198 217H199V215H198ZM203 217V216H202ZM231 217V216H230ZM172 218V217H171ZM121 219V218H120ZM152 219H154V218H152ZM173 219H174V216H173ZM107 220V219H106ZM174 220H176V219H174ZM108 222V221H107ZM114 222V221H113ZM122 222V221H121ZM171 222V221H170ZM175 222H177V221H175ZM205 222V221H204ZM232 222H233V220H232ZM69 225L71 226V227H76L77 225H76V221H69ZM125 223V222H124ZM123 223V224H124ZM130 223V222H129ZM230 223V222H229ZM176 224V223H175ZM246 224V223H245ZM61 225H62V223H61ZM120 225V224H119ZM131 225V224H130ZM170 225V224H169ZM248 225V223L246 224V226ZM124 227H126L125 225H123ZM176 226V225H175ZM62 227H63V225H62ZM131 227V226H130ZM160 227H159V229H160ZM197 227H199L198 225H197ZM57 228V227H56ZM117 228V227H116ZM128 228L129 227H127V230H128ZM195 228V227H194ZM122 229V228H121ZM171 229H174L173 227L171 228ZM59 230H61V229H59ZM126 230V229H125ZM124 230V231H125ZM130 230V229H129ZM205 230V231H206ZM114 231V230H113ZM116 231V230H115ZM114 231V232H115ZM79 232V231H78ZM77 232V233H78ZM83 232H84V230H83ZM123 232V231H122ZM174 232V231H173ZM221 232V231H220ZM219 232V233H220ZM116 233V232H115ZM126 233H127V231H126ZM134 233V232H133ZM233 233V232H232ZM250 233V232H249ZM79 234V233H78ZM119 234H120V232H119ZM131 234V233H130ZM130 234L128 235V236H130ZM139 234V233H138ZM176 234V233H175ZM221 234V233H220ZM251 234V233H250ZM110 235V234H109ZM117 234H115V236H116ZM134 235H135V233H134ZM209 235V236H210ZM230 238H231V240L229 239L228 241H227V246H225L224 247V249L226 248L227 250H228V258H229V260L231 261V260H234V259H240V257H241V250H239V248H236V250H232L230 247H232V241H234V240H232V234L230 233ZM237 235V234H236ZM54 236V235H53ZM76 236V235H75ZM119 236V235H118ZM117 236V237H118ZM122 236V235H121ZM184 236V235H183ZM206 236H208V235H206ZM213 236V237H212ZM221 236H223V235H221ZM227 236V235H226ZM252 237H253V235H251ZM116 237V238H117ZM134 238H135V240H134V243L135 244H137V242L140 240V238H138L139 236L138 235H135V236H133ZM220 237V236H219ZM225 237V236H224ZM252 237H251V239H252ZM64 238V237H63ZM121 239V238H120ZM123 239V238H122ZM192 239V238H191ZM190 239V240H191ZM207 239V238H206ZM254 239V238H253ZM80 240V241H79ZM119 240V239H118ZM117 240V241H118ZM133 240V239H132ZM152 240V239H151ZM179 240V239H178ZM184 240V239H183ZM220 240V239H219ZM221 240H223V239H221ZM155 241V240H154ZM189 241V240H188ZM193 241V240H192ZM254 241V243H255V240H253ZM151 242V241H150ZM149 242V243H150ZM156 242V241H155ZM179 242V241H178ZM191 242V241H190ZM210 242V243H211ZM224 242V241H223ZM226 242V241H225ZM262 242V241H261ZM125 243V241L123 242V244ZM139 243V242H138ZM141 243V242H140ZM139 243V244H140ZM149 243H146V244H144V243H141V245L142 246H149V247H151L152 245H151V243L149 244ZM158 243V242H157ZM51 244H53V243H51ZM120 244H121V242H120ZM219 244H220V242H219ZM103 245V244H102ZM122 245V244H121ZM138 245V244H137ZM151 245V246H150ZM159 245V244H158ZM217 245V244H216ZM181 246V245H180ZM208 246H209V243H208ZM215 246V245H214ZM219 246V245H218ZM139 247H140V245H139ZM209 247H211V245L209 246ZM71 248H73V247H71ZM155 248V247H154ZM159 248H160V246H159ZM158 248V249H159ZM259 248V247H258ZM43 249V248H42ZM41 249V250H42ZM98 249V248H97ZM102 249V248H101ZM134 249H135V247H134ZM133 249V250H134ZM224 249H222V250H224ZM234 249V248H233ZM244 249V248H243ZM48 250V249H47ZM156 250V249H155ZM183 250V249H182ZM205 250V249H204ZM216 250V249H215ZM245 250V249H244ZM243 250V251H244ZM102 251V250H101ZM135 251H136V249H135ZM159 251V250H158ZM161 251L162 250H160L159 251V253H161ZM164 251V250H163ZM162 251V252H163ZM212 251V250H211ZM95 252V251H94ZM96 252H97V250H96ZM100 252V251H99ZM157 252V251H156ZM205 252V251H204ZM216 252V251H215ZM219 252V251H218ZM217 252V253H218ZM221 252V251H220ZM264 252V249L262 250V253ZM135 253V252H134ZM140 253V252H139ZM212 253V252H211ZM216 253V254H217ZM224 253V252H223ZM247 253V252H246ZM94 254V253H93ZM128 254V253H127ZM138 254V253H137ZM166 254V253H165ZM186 254V253H185ZM213 255H214V253H212ZM95 255H97L96 253H95ZM132 255V254H131ZM161 255H163V257H164V254H160V256ZM205 255H207L206 254V252H205ZM218 255V254H217ZM220 255V254H219ZM225 255V254H224ZM263 254H261V256H262ZM158 256V261L160 260V256H159V254L157 255ZM221 256H223V255H221ZM89 257H91L90 255H89ZM97 257V256H96ZM154 257V256H153ZM163 257H162V260L161 261H164L163 260ZM206 257V256H205ZM225 257H226V255H225ZM224 257V258H225ZM248 257V256H247ZM41 258V257H40ZM94 258V257H93ZM207 258H208V255H207ZM218 258V257H217ZM221 258H223V257H221ZM250 257H248V259H249ZM252 258H254V256L252 257ZM149 259V258H148ZM150 259H151V257H150ZM168 259H169V257H168ZM227 259V258H226ZM256 259V258H255ZM264 259V258H263ZM103 260V259H102ZM111 260V259H110ZM210 260V259H209ZM217 260H219V259H217ZM225 260V259H224ZM243 260V259H242ZM259 260V259H258ZM97 258L94 260V262L92 261V264H95V262H96V264H98V263H100L99 261H100V258H99V261H98V263H97ZM138 261V260H137ZM156 262L155 263H157L158 261H157V258H156V260H155ZM175 261V260H174ZM211 261V260H210ZM235 261V260H234ZM197 262V261H196ZM226 262V261H225ZM119 263V262H118ZM151 263V262H150ZM168 263V262H167ZM171 263V262H170ZM117 264V263H116ZM144 264V263H143ZM160 264V263H159ZM162 264V263H161ZM229 264V263H228ZM232 264V263H231ZM234 264H235V262H234Z\"/></svg>",
	"mask_w": 264,
	"mask_h": 264
}]
</instances>
